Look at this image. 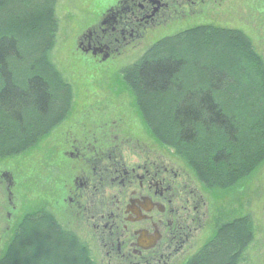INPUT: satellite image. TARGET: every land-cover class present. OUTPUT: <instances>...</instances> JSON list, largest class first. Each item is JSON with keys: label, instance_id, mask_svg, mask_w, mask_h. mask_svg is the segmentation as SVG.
<instances>
[{"label": "trees", "instance_id": "obj_1", "mask_svg": "<svg viewBox=\"0 0 264 264\" xmlns=\"http://www.w3.org/2000/svg\"><path fill=\"white\" fill-rule=\"evenodd\" d=\"M42 1V11L21 13L13 0H0V160L27 152L70 111L71 88L48 55L56 0ZM119 81L146 135L172 150L208 188H237L264 162V61L241 32L212 26L182 31L123 68ZM247 221L218 222L191 264H231L227 256H242L253 237ZM46 232L54 237L38 244ZM0 264L94 263L52 214L32 208L21 214Z\"/></svg>", "mask_w": 264, "mask_h": 264}, {"label": "flooded vegetation", "instance_id": "obj_2", "mask_svg": "<svg viewBox=\"0 0 264 264\" xmlns=\"http://www.w3.org/2000/svg\"><path fill=\"white\" fill-rule=\"evenodd\" d=\"M180 1L113 0L97 17L81 16L76 51L88 64L106 66L124 55L126 47H135L137 39L149 28L169 21L171 14L174 20L175 14L182 12L196 17L197 10L208 12L213 5L230 2L184 0L180 4ZM262 8L264 20V4ZM198 26L207 24L193 27ZM236 31L249 38L257 49L247 33ZM257 32L264 37V30ZM108 135L84 137L80 141L72 138L69 152H61L63 159L56 174L47 170L51 168L47 164L28 179L19 175L16 178L15 171L0 170V257L24 210H49L35 199L23 206L16 200V196L19 198L21 193L32 189L31 193L53 194L60 197L61 204L67 202L66 215L97 241L94 250L100 252L105 264H191L201 257L199 251L206 247L214 231V214L225 210L229 195L240 190H212L185 164L177 166L155 154L145 156L142 150L147 144L135 142L131 148L124 137ZM64 140H59V136L55 139L59 144ZM155 146L150 143L151 148ZM11 161L3 164L12 165ZM55 177L57 180L53 181ZM41 180L46 189L39 185ZM51 183L54 189L49 187ZM260 211V237L264 241V203ZM205 228L206 243L196 248L194 238ZM3 230L8 235L2 237ZM87 251L93 260V250ZM227 257L231 258V264H243L242 256Z\"/></svg>", "mask_w": 264, "mask_h": 264}, {"label": "rangeland", "instance_id": "obj_3", "mask_svg": "<svg viewBox=\"0 0 264 264\" xmlns=\"http://www.w3.org/2000/svg\"><path fill=\"white\" fill-rule=\"evenodd\" d=\"M229 1L226 5H213L208 12L197 10L195 12L196 17L189 15L187 12H182L175 14L174 20L171 14L169 21L149 28L143 36L137 39L135 47H126L127 51H125L124 55L115 58L112 64L95 67L88 64L84 57L76 51V32L79 31L82 15L87 19L97 17L113 0H56L54 4V16L57 30L53 47L49 50L48 55L50 63L60 72L64 83L66 84L67 82L71 88L72 101L70 111L58 126L50 130L45 137L31 146L27 152L17 157L1 159L0 170L11 173L15 171L16 178L19 175L18 177L23 176V178L28 179L33 176L32 174L36 169L40 170L44 164H47L51 166L47 170L52 172V174H56V169H58L63 159L61 152H69L70 141H74V139L79 141L84 140V137L93 138L94 135L97 138L102 135L106 137L107 133L111 138L124 137L130 143L131 148L135 147V142L147 144L148 147L142 150L145 156L155 154L158 157H163V161L166 158L168 162L177 166L185 164L175 156L172 150L163 148L146 135L139 118L135 114L134 109H132L128 91H123L121 88L119 81L121 80V71L123 68L137 62L145 53V50L147 51L149 47L159 40L165 38L176 39L182 31L201 24L226 30H241L247 33L257 44L255 51L264 61V37H262L261 32H257V29L264 30V20L260 14V12L263 13L262 6L264 2H260V0ZM13 2L15 3L17 12L21 13L30 10L39 12L42 11L43 7L42 0H26L25 4L20 3L19 0H13ZM183 2L184 0H181L179 3L182 4ZM81 23L83 22L81 21ZM233 47L234 45H231L230 48L223 50L221 62H225L228 59L229 51ZM191 50L195 53L194 48ZM56 106L57 108L62 107V104L56 103ZM103 133H106V135ZM64 134H67V136ZM56 136H59V140H66L59 144L55 141ZM152 142L156 144L155 148L150 147V143ZM10 159L14 167L3 164L6 163V160ZM29 180L31 181V179ZM56 180L57 177L53 179V181ZM41 181L39 185L44 183L43 180ZM41 187L46 189L47 185L44 184V187L43 185ZM49 187L54 189L55 186L51 183ZM26 189L28 188L26 187ZM236 189H239L240 192L229 195L226 209L218 211L221 213L216 212L214 214L212 218L215 223L213 229H215L218 222L225 223L246 218L248 224L251 225L253 237L252 242L247 246L242 255L243 264H264L262 257L264 241L260 237V229L262 227L260 210L264 203V162L243 184H239L237 188H230L233 191H236ZM31 191L21 193L19 198L16 196V200H19L23 206L32 203V200L35 199L40 206L44 205L48 207L49 210L47 212L49 214L52 212L53 217L56 215L54 218L61 228L75 235L82 245L89 246V251L93 250L94 254L92 258L95 261L90 258L91 261H94V264H105L103 259L99 257L100 252L94 250L97 241L93 237L91 238L90 235L88 236L84 232L86 230L79 227L77 223H72L70 218H68L69 216L66 215L68 214V209L65 211V207L68 206L67 202L61 204L59 196H52L53 194L48 196L45 193H31ZM38 210H44V208H39L36 211ZM207 231L205 228L195 236L194 239L197 241L196 248L206 243L204 239ZM46 233H44L45 236L41 235L42 237L39 238L38 244L42 245L43 243L41 242L46 244L48 239L54 237L52 232ZM6 234L7 231L5 230L4 232L3 230L1 236L4 237ZM166 254L168 258H171L168 253ZM214 257L218 261L222 256L219 254Z\"/></svg>", "mask_w": 264, "mask_h": 264}]
</instances>
